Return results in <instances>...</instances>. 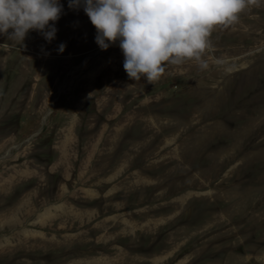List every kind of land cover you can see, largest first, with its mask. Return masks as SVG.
I'll return each instance as SVG.
<instances>
[{
	"label": "rangeland",
	"instance_id": "374dc122",
	"mask_svg": "<svg viewBox=\"0 0 264 264\" xmlns=\"http://www.w3.org/2000/svg\"><path fill=\"white\" fill-rule=\"evenodd\" d=\"M60 3L0 47V264H264V0L153 85Z\"/></svg>",
	"mask_w": 264,
	"mask_h": 264
},
{
	"label": "clouds",
	"instance_id": "9594fccd",
	"mask_svg": "<svg viewBox=\"0 0 264 264\" xmlns=\"http://www.w3.org/2000/svg\"><path fill=\"white\" fill-rule=\"evenodd\" d=\"M250 5L259 0H68L69 9L83 8L102 51L119 43L127 77L151 85L185 61L207 69L213 31L236 24ZM62 13L60 0H0V35L10 42L0 47H23L30 31L51 42ZM64 49L59 45V52Z\"/></svg>",
	"mask_w": 264,
	"mask_h": 264
}]
</instances>
